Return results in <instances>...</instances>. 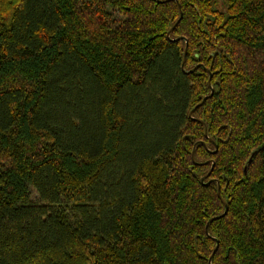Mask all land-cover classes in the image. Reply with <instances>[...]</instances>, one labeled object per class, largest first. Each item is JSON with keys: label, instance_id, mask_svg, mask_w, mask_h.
Instances as JSON below:
<instances>
[{"label": "trees", "instance_id": "obj_1", "mask_svg": "<svg viewBox=\"0 0 264 264\" xmlns=\"http://www.w3.org/2000/svg\"><path fill=\"white\" fill-rule=\"evenodd\" d=\"M210 256L264 264V0H0V264Z\"/></svg>", "mask_w": 264, "mask_h": 264}, {"label": "water", "instance_id": "obj_2", "mask_svg": "<svg viewBox=\"0 0 264 264\" xmlns=\"http://www.w3.org/2000/svg\"><path fill=\"white\" fill-rule=\"evenodd\" d=\"M168 32H169V31H168ZM185 52H186V47H185L184 55H183L182 62H181V67H182V68H183V66H184V60H185V56H186V53H185ZM212 91H213V88L211 87V91H210L209 95L212 93ZM206 96H207V95L203 96V98L201 99V101H200L199 103L203 102V101L205 100ZM199 103H197V104H199ZM197 104H196L195 106H197ZM189 112H190V114H191L192 109H191ZM255 151H256V149L253 150V151L250 153V155H249L247 161H250V160L252 159L253 154H254ZM246 168H247V162H246L245 165H244V170H245V171H246ZM208 172H209V171H207L206 173H204L203 175H201V181H203L204 178L208 175ZM217 192H218V195L220 196V185H219V184L217 185ZM223 203H224V211H223V213H222L221 215L214 216V217L210 218L209 221H208L207 224H206V230H207V227H208V224H209L210 221H212V220H214V219H216V218H219V217H221V216H223V215L226 214V212H227V204H226L224 201H223ZM216 248H217V244H216V246H215V248H214V251L216 250ZM214 251H213V252H214ZM212 254H213V253H212ZM212 254H211V256H212ZM211 256H210L209 259H208V263H209V264H211Z\"/></svg>", "mask_w": 264, "mask_h": 264}]
</instances>
